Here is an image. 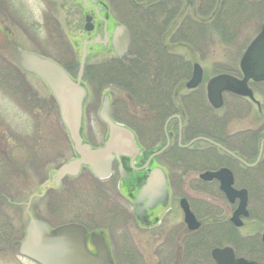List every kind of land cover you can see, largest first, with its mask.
Returning <instances> with one entry per match:
<instances>
[{
  "label": "rangeland",
  "instance_id": "rangeland-1",
  "mask_svg": "<svg viewBox=\"0 0 264 264\" xmlns=\"http://www.w3.org/2000/svg\"><path fill=\"white\" fill-rule=\"evenodd\" d=\"M102 1L109 5L112 19L129 27L131 39L139 36V31L142 35L149 30L145 35L148 40L152 39V46L156 45L154 41H158L154 57L159 60L152 65L157 77L170 78L173 75L172 79H188L193 64L198 63L202 69L203 82L199 88L202 93L207 80L217 74L240 76V57L264 21V0H224V4L214 0H192L191 5L187 0H179L174 2L173 8L177 9V14L183 13L184 16L167 21L160 18L156 21V28L143 29L146 24L141 7L132 6L129 0ZM132 1L141 3L143 0ZM61 7L60 0H52L53 17L45 18L44 22L35 20L29 34L9 33L10 24L7 21L0 24V264H38L19 254L30 217L56 229L75 222L87 224V215L92 212L95 221L103 227L93 231L84 228L85 234L92 239L97 237L108 256L106 264H176L177 260V264H215L208 256L209 250L225 245L234 247L239 256L264 264V253H252L250 238L245 239L253 237L255 233L251 220L236 231L244 241L227 236L224 232L226 236L217 235L207 245L198 246L197 252L191 249L190 254H180L178 258L176 246L172 244L162 247L146 245V236L136 235V232L135 243L132 244L124 242L122 234L109 236L103 232L105 230L102 229L110 223V207L115 204L130 205L125 199L118 198L111 186L112 193L104 192L92 184L94 182L90 176L78 177L71 183L63 181L68 174L61 178L56 176L59 169L73 159L76 151L50 90L40 79L23 71L20 55L25 50L48 57L64 67L72 77L76 76L81 54L79 43L89 34L81 29L82 19L70 16ZM211 13L216 15L209 18ZM186 15L191 18L186 19ZM205 18L206 22L200 21ZM46 21L52 26L48 31L43 30ZM133 46L130 44L129 53L122 63L124 67L133 58ZM110 57L109 52L96 48H91L87 57L82 81L87 92L80 131L82 141L90 146L101 145L106 140L109 129L99 117V111L103 96L109 95L110 115L115 122L129 129L137 141L145 143L150 137L155 143L158 142L156 132L161 133L164 117L150 119L146 116V112H151L144 103L146 93H143L141 80L146 79H138V74L133 77L129 73H123L120 78L100 76L103 66L112 61ZM252 88L263 102L264 92L259 89H264V84ZM247 106L244 100L224 94L223 107L204 111V120H199V126L202 129L201 124L210 120V134L219 138L220 121L226 120L225 130L234 134L253 124L255 107L249 109ZM145 127H149L148 134ZM155 127L158 130L155 131ZM130 147L133 149V144ZM195 147L206 150L209 161L205 166L223 164L221 153L214 147L207 144ZM164 165L170 167L168 163ZM202 169L203 166H199L195 174L187 170L186 164L169 169L172 201H163V206L164 210L171 208L170 224L181 225L182 216L177 203L180 197H186L191 202V208L200 215L205 214L207 206H210L214 216L219 217L217 207L220 205V194H214L217 196L215 200L209 195L198 196L190 186ZM180 179L185 185L179 184ZM47 181L51 184L44 189ZM88 226L91 227V224ZM183 246L180 245V249H184ZM86 247L93 251L91 245L86 243ZM158 249L160 253H157ZM198 253H202L201 256Z\"/></svg>",
  "mask_w": 264,
  "mask_h": 264
},
{
  "label": "flooded vegetation",
  "instance_id": "flooded-vegetation-1",
  "mask_svg": "<svg viewBox=\"0 0 264 264\" xmlns=\"http://www.w3.org/2000/svg\"><path fill=\"white\" fill-rule=\"evenodd\" d=\"M69 1L72 3H69ZM69 1L60 0L61 8L67 10L70 16L82 19L81 29L89 34L79 43L80 50L85 45L86 56L89 55L91 48H96L102 52H109L112 56L110 60L125 58L126 54L122 58L115 56L117 47L114 45V37L117 30L120 32L118 26L123 25L128 31L130 46L132 34L128 26L111 18L109 5L102 0ZM175 1L179 2V0H143L141 3H137L129 0L132 6L141 7L145 13V17H143L144 23L147 26H143V29L147 27H149L148 29L150 27L156 28V21L160 20V18L167 21L174 20L176 16L177 18L184 16L183 13L177 14V9L173 8ZM187 1L191 5L192 0ZM238 1L242 2L245 0ZM249 1L259 2L260 0ZM214 2L224 4V0H214ZM215 15L216 13H211L208 17L211 18ZM0 16L1 25H3V21H7L10 24L9 30H7L9 33L25 34L27 32L29 34V28L32 25L35 26V20L44 22L45 18L51 19L53 17L52 0H0ZM186 16H188L186 19L191 18L190 15ZM200 21L206 22L207 19H201ZM88 26L92 28L91 31L86 30ZM51 27L46 21L43 25V30L48 31ZM148 32L145 31L146 34ZM239 77H242L241 72ZM189 79L190 77L188 79L174 78L168 84L162 86L163 99L157 101L154 107L155 110H153L154 108H149L151 105H149L148 98L144 101L148 110L151 111L148 114L146 112L148 118L164 117L161 133L157 134L156 132V140L158 142L155 143L153 139L148 137L145 143L138 141L136 147L127 151L126 154L112 153L110 174L106 178H98L92 173L89 166L80 165L76 174L68 175L63 181L71 183V181L78 177L90 176L89 178L94 183L88 179H84L85 182L88 180L98 189L102 188L104 192L108 191L110 193H112V190L109 188L111 186L114 189L113 193L118 198H123L126 202L130 203V205L115 204L111 206V209L108 211L110 212V223H108L105 229H102L109 236L122 234L123 237L121 239L124 242L135 243L134 233L136 232V235L142 234L146 236V245H158V247H162L172 244L176 246V256L179 258L180 254H190L191 249L197 252L198 246L207 245L209 240L217 235L221 237L227 235L236 240H241L242 236L238 235L236 231L242 228L248 220H251L255 233L253 237H245V239L250 238L252 253L260 254L261 251L264 253V101L261 102L259 94L252 88L255 85L264 84V81L254 82L250 80L248 82V86L253 94V100L248 97L224 93L244 100L248 104L247 107L249 109L250 107H255L256 113L252 119L253 124L239 129L234 134H229L225 130L227 122L226 120H221L219 138H217L210 134V130L212 129L210 120H205L204 125L201 124L202 129L199 126V120H204V111H207V109L214 110L206 96L207 83L204 87V93H202L199 88L203 79L195 88H188L187 83ZM259 90L264 92L263 88ZM224 94L222 107L224 105ZM156 129L158 130L157 127H155V131ZM145 131H149V127H145ZM107 137L108 134L103 144H90V147L92 149L103 148ZM234 143L235 146H233ZM199 144H207L219 151L221 159L224 160L223 164L217 167L205 166L209 161V156L206 155V150L195 147V145ZM215 144L220 145V147ZM74 154L75 156L70 161L79 158L77 152H74ZM216 154L219 155V153ZM164 162L168 163L170 167L167 168ZM185 164L187 170L194 174L199 166H203V169L196 174L193 184L191 183L190 186L194 190V194L198 196L199 194H203L217 199V196H214V194L216 192L220 194V205L219 207L215 206V208L219 209L218 218L212 213V207L207 206L208 210L205 214L200 215L198 211L191 208V202L186 197H180L177 203L182 216L181 225L179 223L176 225L169 223L171 208L167 207L164 210L163 206V203L167 199L172 201L170 197L173 187L169 169H177ZM221 168H226L231 172L233 180L231 186L234 190L246 191V214L240 213L236 221L234 220V215L239 208L241 197L236 196L233 200H230L220 189L218 180H203L200 178V175L206 171L212 172ZM156 171H162L165 178L159 179L158 176H155L154 173ZM47 182L48 185L45 184V187L51 184L49 181ZM181 182H183L182 179L179 180V184H182ZM173 183H175V180ZM182 199L186 200L190 211L198 222L196 229L191 230L185 222V215L180 205ZM87 219L91 227L88 226V223H75L86 230L90 229L92 231L103 227L95 221L93 212L88 213ZM236 222L240 224L237 225ZM227 230L230 231L227 232ZM224 232L227 234L225 235ZM96 239L97 237L92 239L87 234L84 236L85 243L92 247L93 251H90L91 253H97L101 250V244ZM180 245H184L183 248H185L180 249ZM226 246L233 249L235 257L239 256L236 254L235 248L230 245L221 246L220 248ZM215 247H212L208 252L211 260V251ZM160 252L161 250L159 251L158 249L157 253ZM198 254L201 256L202 253ZM177 263H179V260L176 261Z\"/></svg>",
  "mask_w": 264,
  "mask_h": 264
},
{
  "label": "water",
  "instance_id": "water-1",
  "mask_svg": "<svg viewBox=\"0 0 264 264\" xmlns=\"http://www.w3.org/2000/svg\"><path fill=\"white\" fill-rule=\"evenodd\" d=\"M118 27L120 32L117 30L114 45L117 47L116 55L121 56L127 50L129 34L124 26L119 25ZM86 30L91 31L92 28L88 26ZM85 47V45L82 47L79 68L75 78L70 77L59 64L49 58L28 51H21L20 55L22 69L41 79L56 100L61 119L68 131L74 150L79 155L78 159L68 162L59 169L56 174L58 178L66 174H76L80 165L89 166L96 177L105 178L110 173L112 153L126 154L131 149L130 144H133L132 148L136 147V140L131 131L110 118L108 95L103 96L99 111V117L109 129L104 147L92 149L82 141L81 122L83 106L87 97V92L82 84L86 56ZM239 68L242 72V78L221 73L213 76L207 82V99L213 108L217 109L222 106V94L224 92L247 96L253 100L248 82L250 80L254 82L264 81V21L260 31L242 54ZM201 79L202 69L199 64L195 63L187 87L195 88ZM215 145L220 147L218 144ZM154 175L158 176L159 179L165 178L162 171H156ZM200 178L218 180L220 189L230 200L236 196L241 197L239 208L234 215L235 221L240 213L246 214V191H236L232 188L233 180L228 169L206 171L200 175ZM180 205L188 227L191 230L196 229L198 222L190 211L186 200L182 199ZM236 224L239 225L240 223L236 222ZM84 236L85 229L78 224H68L51 229L42 221L30 217L25 237L20 243L19 254L39 264H106L108 256L103 246L101 245V250L97 253H91L86 247ZM211 256L216 264H257L243 257L236 258L233 249L229 246L213 248Z\"/></svg>",
  "mask_w": 264,
  "mask_h": 264
},
{
  "label": "trees",
  "instance_id": "trees-1",
  "mask_svg": "<svg viewBox=\"0 0 264 264\" xmlns=\"http://www.w3.org/2000/svg\"><path fill=\"white\" fill-rule=\"evenodd\" d=\"M138 28L139 30L141 29V27ZM137 35L139 36H135V38L132 37L131 39V45H134L133 47H135V52L133 54V58L128 62L127 66L124 67V65L122 64L124 58L119 60H112L108 65L103 66V69L100 70V76H114L120 78L121 76H123V73L124 75L129 73L131 75L133 74V77L138 74L136 76V78L138 79L145 78L146 80H141L143 93H146L147 95L144 96V99L148 98V102L151 105L149 107L154 108L157 101L163 99L161 87L168 84L169 81L172 80L171 77L173 75L170 76V78L167 76L164 78H160V76L157 77V73L154 70V66L152 65L158 63L157 61L159 60L158 58L154 57V50L157 49L159 43L158 41H154L156 45L152 46V39L148 40L145 33H142V35H140L139 31ZM136 37H138L137 40ZM147 57H149L148 60ZM153 110H155V108Z\"/></svg>",
  "mask_w": 264,
  "mask_h": 264
}]
</instances>
